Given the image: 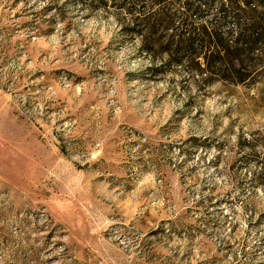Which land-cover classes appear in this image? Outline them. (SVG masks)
<instances>
[{
    "label": "rangeland",
    "instance_id": "1",
    "mask_svg": "<svg viewBox=\"0 0 264 264\" xmlns=\"http://www.w3.org/2000/svg\"><path fill=\"white\" fill-rule=\"evenodd\" d=\"M187 2L0 0V264H264V44Z\"/></svg>",
    "mask_w": 264,
    "mask_h": 264
},
{
    "label": "trees",
    "instance_id": "2",
    "mask_svg": "<svg viewBox=\"0 0 264 264\" xmlns=\"http://www.w3.org/2000/svg\"><path fill=\"white\" fill-rule=\"evenodd\" d=\"M96 3H103L104 0H92ZM114 8L121 13H125L132 17L139 24L135 27L150 26V28H159L162 31H167L173 27V16L169 14L168 9L163 8V5L168 0H110ZM149 3L151 7L162 5V9L158 13L148 14L152 8L146 7ZM186 12H190L189 17L206 14L208 7L215 6V16L210 23L204 24L202 27V41L214 40L218 49L226 52V60L233 59L240 64L242 62H253L254 58L249 55L252 54L255 47L259 44H264V0H188L186 4ZM201 6L203 10H201ZM104 7V6H103ZM206 8V9H205ZM145 12V14H144ZM174 15V14H173ZM153 22L148 25L149 22ZM190 24H186L188 27ZM134 24H132V27ZM193 33V32H192ZM185 32L180 35L184 36ZM197 42L196 39L187 38L184 43H188V47H192ZM258 64L264 63V58L258 59ZM233 74L225 75V78L235 77V82L244 81L252 75V69L236 70L232 67ZM210 66L208 65V69ZM233 75V76H232Z\"/></svg>",
    "mask_w": 264,
    "mask_h": 264
}]
</instances>
